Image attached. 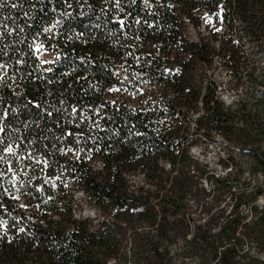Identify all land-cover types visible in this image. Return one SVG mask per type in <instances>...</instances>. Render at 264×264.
I'll use <instances>...</instances> for the list:
<instances>
[{
    "label": "trees",
    "instance_id": "1",
    "mask_svg": "<svg viewBox=\"0 0 264 264\" xmlns=\"http://www.w3.org/2000/svg\"><path fill=\"white\" fill-rule=\"evenodd\" d=\"M0 4V264H175L177 239L201 264H240V235L264 252V212L249 223L238 211L263 193L250 183L225 186L216 233L213 215L194 231L185 221L200 179L225 185L191 145L221 136L264 175V115L224 105L204 74L217 67L237 88L264 58V0ZM80 195L102 219L74 218Z\"/></svg>",
    "mask_w": 264,
    "mask_h": 264
},
{
    "label": "rangeland",
    "instance_id": "2",
    "mask_svg": "<svg viewBox=\"0 0 264 264\" xmlns=\"http://www.w3.org/2000/svg\"><path fill=\"white\" fill-rule=\"evenodd\" d=\"M37 54L42 62L49 61L52 58L51 53L41 46H37ZM257 60L254 68L244 70L237 88L232 87L229 76L217 67L205 71L204 74L215 79L220 86V88H217V96L224 105H238L240 103L244 106L243 110L245 112H251L255 116L261 117L264 115V105L261 102L264 95V58L262 55H258ZM247 76H251L255 81L247 80ZM213 138L212 142L194 144L188 148L192 158L205 166L209 174L220 180L225 179V185L219 184L217 187L207 179L202 178L198 182L200 187L205 190L206 195L200 201L187 197L185 221L192 231H194L196 225L204 224L210 215L214 216L211 232L216 233L218 231L224 220V216L219 213L223 211L226 215L232 202L227 194L226 185H230L232 190L238 192L245 187V184L250 183V190L246 192L247 194L254 193L257 188L262 190V195L254 201L253 207L251 205H241L238 209L241 215L246 216L247 222L252 223L254 221L255 212L252 208H255L256 212H264V175L251 166V159L247 151L239 150L237 145L224 140L221 136L214 135ZM262 151L264 153V142L262 143ZM227 163L229 165L225 167L224 164ZM231 166L232 170H230ZM130 180L134 186H142L144 183L140 175H133ZM216 199L220 200L219 204L215 203ZM74 200L77 206L75 208L77 219L88 217L95 222L97 219H102L88 203L85 196H75ZM139 231L153 233L148 228H142ZM239 238L240 264H264V252L244 236L240 235ZM130 246L131 241H128L125 245L126 252H128ZM182 248L183 243L180 239L169 245L170 254L175 255V264H201V260L197 257L184 256L181 253ZM110 264L121 263L111 261Z\"/></svg>",
    "mask_w": 264,
    "mask_h": 264
},
{
    "label": "snow or ice",
    "instance_id": "3",
    "mask_svg": "<svg viewBox=\"0 0 264 264\" xmlns=\"http://www.w3.org/2000/svg\"><path fill=\"white\" fill-rule=\"evenodd\" d=\"M65 2H67V0H65ZM119 3H120V0H116V4L119 5ZM12 6L15 7V4H13ZM69 6H71V5H69ZM0 7H3V5L0 4ZM119 23L121 24V26L124 25V21L123 20H120ZM45 31H50V29H45ZM0 67H2V66H0ZM3 131H4V128L3 127H0V132H3ZM6 150L9 153H12L13 152V148L12 147H8ZM68 150L70 151L71 149H68ZM0 159H2V157H0ZM3 175H4L3 173H0V176H3Z\"/></svg>",
    "mask_w": 264,
    "mask_h": 264
},
{
    "label": "built area",
    "instance_id": "4",
    "mask_svg": "<svg viewBox=\"0 0 264 264\" xmlns=\"http://www.w3.org/2000/svg\"><path fill=\"white\" fill-rule=\"evenodd\" d=\"M72 214H73V215H76V214H75V210L72 211ZM76 219H77V216H76Z\"/></svg>",
    "mask_w": 264,
    "mask_h": 264
},
{
    "label": "bare ground",
    "instance_id": "5",
    "mask_svg": "<svg viewBox=\"0 0 264 264\" xmlns=\"http://www.w3.org/2000/svg\"><path fill=\"white\" fill-rule=\"evenodd\" d=\"M166 167H169V166L166 165ZM73 216H74V218H76V215H73Z\"/></svg>",
    "mask_w": 264,
    "mask_h": 264
}]
</instances>
